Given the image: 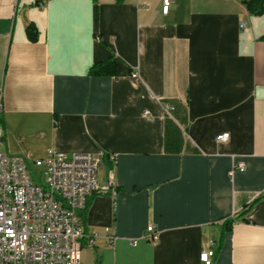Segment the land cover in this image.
Masks as SVG:
<instances>
[{
	"label": "crops",
	"instance_id": "crops-1",
	"mask_svg": "<svg viewBox=\"0 0 264 264\" xmlns=\"http://www.w3.org/2000/svg\"><path fill=\"white\" fill-rule=\"evenodd\" d=\"M161 1L0 0L1 151L103 156L73 264H264V13Z\"/></svg>",
	"mask_w": 264,
	"mask_h": 264
},
{
	"label": "built area",
	"instance_id": "built-area-1",
	"mask_svg": "<svg viewBox=\"0 0 264 264\" xmlns=\"http://www.w3.org/2000/svg\"><path fill=\"white\" fill-rule=\"evenodd\" d=\"M161 3L167 9L171 0ZM162 106L170 116L173 108L166 103ZM226 138L222 134L215 141ZM2 146L0 129V264H73L77 243L84 237L77 212L85 208L87 198L107 193L113 185L111 180L101 185L96 178L103 156L49 150L34 161L43 178V185H38L30 179L22 159L2 153ZM243 168L237 162L227 176ZM104 235L113 240L108 230ZM144 237L157 240L151 226ZM213 257L214 250L206 248L198 259L200 264H212Z\"/></svg>",
	"mask_w": 264,
	"mask_h": 264
},
{
	"label": "trees",
	"instance_id": "trees-1",
	"mask_svg": "<svg viewBox=\"0 0 264 264\" xmlns=\"http://www.w3.org/2000/svg\"><path fill=\"white\" fill-rule=\"evenodd\" d=\"M240 2L250 15L260 16L264 13V0H240ZM25 35L29 41L36 40L37 30L34 24L30 23L26 26ZM258 40L264 42V35H261ZM88 74L91 76H114L117 75V70L113 61L106 59L93 64L89 68Z\"/></svg>",
	"mask_w": 264,
	"mask_h": 264
},
{
	"label": "rangeland",
	"instance_id": "rangeland-1",
	"mask_svg": "<svg viewBox=\"0 0 264 264\" xmlns=\"http://www.w3.org/2000/svg\"><path fill=\"white\" fill-rule=\"evenodd\" d=\"M26 170L33 183H36L38 185H43V178L39 168L28 165Z\"/></svg>",
	"mask_w": 264,
	"mask_h": 264
}]
</instances>
